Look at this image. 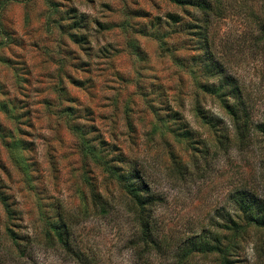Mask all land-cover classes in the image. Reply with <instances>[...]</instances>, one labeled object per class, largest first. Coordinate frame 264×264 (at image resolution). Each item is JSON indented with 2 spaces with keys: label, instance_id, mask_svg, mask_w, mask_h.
<instances>
[{
  "label": "rangeland",
  "instance_id": "374dc122",
  "mask_svg": "<svg viewBox=\"0 0 264 264\" xmlns=\"http://www.w3.org/2000/svg\"><path fill=\"white\" fill-rule=\"evenodd\" d=\"M223 6L225 18H213L210 31L215 52L262 119L264 0ZM183 10L168 0H0V195L15 211L8 219L0 202V264H78L47 242L45 222L59 214L77 248H91L99 264H142L130 244L136 225L126 196L105 168L120 159L162 199L157 226L174 241L211 230L227 243L232 233L217 224L234 213L230 194L246 188L264 199L261 135L207 160L196 149L203 145L195 140L217 135L197 106L228 119L218 98L197 89L202 76L189 58L198 43ZM73 12L84 18L82 28H70ZM173 111L193 140L172 132ZM171 153L184 168L176 169ZM92 185L112 201L106 216L83 201ZM234 255L236 264H264V230L248 229ZM214 263L208 255L191 260Z\"/></svg>",
  "mask_w": 264,
  "mask_h": 264
},
{
  "label": "trees",
  "instance_id": "16d2710c",
  "mask_svg": "<svg viewBox=\"0 0 264 264\" xmlns=\"http://www.w3.org/2000/svg\"><path fill=\"white\" fill-rule=\"evenodd\" d=\"M174 5L183 8L184 13L190 17V22L186 30H191L196 36L198 53L189 59L194 62L202 80L197 83V89L205 95L218 98L228 121L220 117H215L205 111L202 106H197L196 113L210 129L216 131L217 135L213 141H194L200 157L209 159L219 151L228 152L232 147L247 148L253 137L257 134L264 138V113L262 119H256L254 109L249 101V95L239 79L232 74L223 57L217 55L212 40L211 26L213 18L224 19L227 8L223 6V0H168ZM189 9L193 13L189 12ZM71 20L70 28L79 29L83 23V17H79L76 12L69 15ZM173 24H182L177 15H167ZM85 28V27H84ZM264 36V25H261ZM76 44H83L85 39L77 33H71ZM82 40V41H83ZM4 111L6 108L3 109ZM173 120L178 124L172 132L183 139L194 138V133L188 128L187 123L177 118L178 111H173ZM231 129V130H230ZM232 133V135H231ZM10 138V136H7ZM8 143V146L16 145ZM198 142V143H197ZM18 145V143H17ZM171 159L177 170H181L185 165L180 164L178 159L171 153ZM198 159L195 157L194 160ZM124 161L106 165L107 173L114 178L126 197L129 212L132 214L136 225V233L130 240V244L138 255L142 264H156L158 259L165 258V264H191V260L196 256H213L214 264H236L239 263V255H234L241 248V241L245 232L250 228H260L264 230V199L257 193L250 190L237 189L230 194V205L233 206L234 213L221 215L223 222L217 224L221 230L229 231L232 237L227 243L220 240L217 231H202L199 234L186 236L179 241L172 240L173 237L166 235L163 230L158 229L154 208L162 203L160 197H156L144 175L131 163L129 168L124 170L120 166ZM0 202L8 219L14 220L15 211L11 209L9 198L0 195ZM97 210L98 214L106 216L113 207L112 201L108 197H102L95 187L91 186V197L83 200ZM46 224V238L48 244L59 246L71 259L78 264H99L97 255L90 248L87 251L77 248L75 232L73 227L62 215L49 218ZM6 231L14 236L13 231L6 226ZM225 240L227 238L225 237ZM17 247L21 243L14 241ZM239 261V262H238Z\"/></svg>",
  "mask_w": 264,
  "mask_h": 264
}]
</instances>
